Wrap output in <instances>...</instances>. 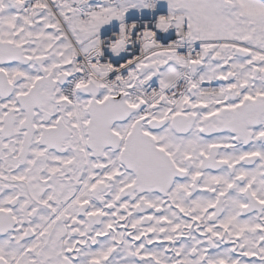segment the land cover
<instances>
[{
  "label": "snow or ice",
  "instance_id": "snow-or-ice-1",
  "mask_svg": "<svg viewBox=\"0 0 264 264\" xmlns=\"http://www.w3.org/2000/svg\"><path fill=\"white\" fill-rule=\"evenodd\" d=\"M0 264H264V0H0Z\"/></svg>",
  "mask_w": 264,
  "mask_h": 264
}]
</instances>
